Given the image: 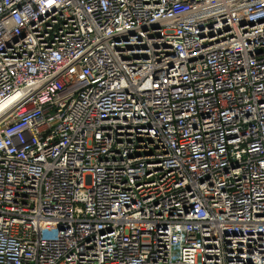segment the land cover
<instances>
[{"label": "built area", "instance_id": "1", "mask_svg": "<svg viewBox=\"0 0 264 264\" xmlns=\"http://www.w3.org/2000/svg\"><path fill=\"white\" fill-rule=\"evenodd\" d=\"M0 264H264V0H0Z\"/></svg>", "mask_w": 264, "mask_h": 264}]
</instances>
